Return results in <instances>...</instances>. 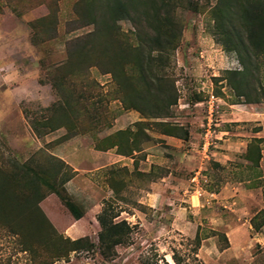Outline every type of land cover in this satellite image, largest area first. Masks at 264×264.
<instances>
[{
    "label": "rangeland",
    "instance_id": "1",
    "mask_svg": "<svg viewBox=\"0 0 264 264\" xmlns=\"http://www.w3.org/2000/svg\"><path fill=\"white\" fill-rule=\"evenodd\" d=\"M169 1V16L181 35L165 70L178 95L168 118L128 110L111 76L92 67L71 81L78 91L94 82L88 91L102 124L73 137L65 128L37 137L30 123L41 124L45 109L61 101L48 74L67 67L68 50L96 27L91 14L101 16L104 9L98 0L93 8L89 0H0V157L20 163L34 156L63 158L75 176L62 195L83 218L74 221L55 195L40 208L59 234L71 240L87 237L97 247L55 264H264V246L253 240L264 229V144L254 143L264 139L257 126H264V116L258 122L247 118L256 106L264 115V96L259 104H245L224 80L225 71L242 66L224 48L216 21L221 0ZM125 17L116 27L134 42V25ZM106 43L103 37L93 42L97 47ZM254 64L252 83L264 95V60ZM211 95L218 113L205 147ZM162 124L181 127L187 139L163 135ZM225 138L229 146L220 148ZM250 144L261 151L257 168L243 159ZM227 153L235 156L226 159ZM110 207L130 234L106 260L98 250L97 217ZM19 243L0 226V264H36Z\"/></svg>",
    "mask_w": 264,
    "mask_h": 264
},
{
    "label": "trees",
    "instance_id": "2",
    "mask_svg": "<svg viewBox=\"0 0 264 264\" xmlns=\"http://www.w3.org/2000/svg\"><path fill=\"white\" fill-rule=\"evenodd\" d=\"M95 1L89 0V7L93 8ZM98 1L102 2L104 14L96 17L91 14L96 27L85 39L89 42L84 44V40L73 44L68 50L67 67L48 74V82L61 101L45 109L47 115L41 124L37 121L30 123L37 137L59 128H65L73 137L102 124V113L96 103L91 102L93 97L91 90L88 91L94 89V82L87 81L83 87L87 91H78L71 81L80 74L85 76V70L92 67L111 76L116 95L121 97L128 110L143 116L168 118L171 108L177 105L174 81L165 71L181 35V30L169 16L170 1ZM220 9L216 21L224 36V48L234 53L242 66L241 71H225L227 79L224 80L229 82L238 98L245 100V104H259L264 95L259 94L261 89L252 80L258 70L254 62L264 60V0H221ZM122 16L134 25L135 33L131 37L134 42L116 27ZM33 27L39 28L38 25ZM102 37L107 40L106 45L95 46L93 42ZM161 126L165 136L184 141L188 137V133L180 135L179 132H183L181 127ZM254 143L264 144V139ZM260 152L258 147L250 144L243 159L257 168ZM0 158V226L18 236L21 252L33 255L36 264H55L72 254L94 253L97 247L89 238L71 240L59 234L40 208L47 197L55 195L74 221L83 218V212L62 195L75 172L51 155L44 160L34 156L23 163L3 155ZM117 218L111 207L97 217L100 227L98 250L106 260L115 255L116 247L126 244L130 234L128 224L116 222ZM260 226H264V222ZM33 234L36 238L32 243L30 236Z\"/></svg>",
    "mask_w": 264,
    "mask_h": 264
},
{
    "label": "crops",
    "instance_id": "3",
    "mask_svg": "<svg viewBox=\"0 0 264 264\" xmlns=\"http://www.w3.org/2000/svg\"><path fill=\"white\" fill-rule=\"evenodd\" d=\"M232 107H234V108H236V106H232ZM257 107V106H256ZM256 107H253V108H251V111L247 114V118H250V120H252L253 122H258V121H261L260 119L261 118H263V114H261V112L260 111H258V108H256ZM215 111H216V114L218 113L217 112V107L215 108ZM238 115H240L241 116V113H238ZM244 115H242V117H243ZM245 117V116H244ZM258 127H262V131L264 132V126L262 125V123H260V124H258L257 125ZM223 134H226V133H219V137L218 138H220L221 139V136L223 135ZM224 145L223 146H221L220 148H225L226 146H229V139L228 138H225L224 139ZM237 145L238 144H240V145H243V143H241L240 142V140H237V143H236ZM246 144H247V141H246ZM220 156V157H222V153H215L214 154V156ZM223 156H225L224 158H226V159H229V158H231V157H234L235 155L234 154H232V153H227V154H223ZM62 160H64L63 158H62ZM77 176H79V175H77ZM76 176V177H77ZM254 241H255V243H257L258 245H260L261 247L262 246H264V229L261 231V232H258L257 234H256V236L254 237V239H253Z\"/></svg>",
    "mask_w": 264,
    "mask_h": 264
},
{
    "label": "built area",
    "instance_id": "4",
    "mask_svg": "<svg viewBox=\"0 0 264 264\" xmlns=\"http://www.w3.org/2000/svg\"><path fill=\"white\" fill-rule=\"evenodd\" d=\"M215 102L216 99L213 95L210 96L209 100L207 101V110H208V115H209V125H208V130L206 131L205 137H204V141H205V147H207V145L209 146V138H211L212 134H214V131L211 129L213 124V120L212 117L214 114H216L215 111Z\"/></svg>",
    "mask_w": 264,
    "mask_h": 264
}]
</instances>
